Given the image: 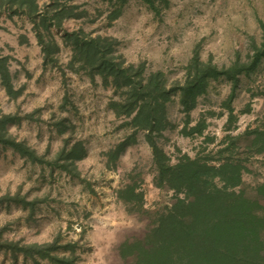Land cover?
<instances>
[{"label": "rangeland", "instance_id": "rangeland-1", "mask_svg": "<svg viewBox=\"0 0 264 264\" xmlns=\"http://www.w3.org/2000/svg\"><path fill=\"white\" fill-rule=\"evenodd\" d=\"M5 1L0 0V46L6 48L0 50L11 54L13 64L31 65L33 73L26 78L23 67L13 68L16 90L23 87L22 93L10 98L0 85V115L16 117L7 132L34 150L36 159L0 144L1 240L56 246L51 255L62 262L38 255L37 261L22 254L15 259L1 250L0 264H130L120 255L121 245L144 238L156 213L174 202V193L155 184L157 168L145 131L135 134L117 161L110 159V151L132 131L110 107L115 89L105 87L99 76L94 81L84 71L70 69L73 52L63 35L83 28L112 37L127 64L144 65L146 73L162 71L174 83L185 79L195 56L220 68L247 61L264 41V0H167L156 4L160 12L142 0H129L114 21L108 19L109 2L74 0L84 16L49 32L38 28L39 20L34 22L29 11ZM38 3L44 7L52 0ZM38 32L59 47L48 59ZM233 86L224 77L211 81L191 112L193 124L207 120L206 134L215 137L213 143L180 133L185 114L178 97L168 109L174 128L157 141L176 164L182 155L195 157L204 148V154L215 155L231 143L228 136L236 138L235 156L248 159L243 189L252 196L264 184V151L249 147L256 136L244 134L259 130L264 138V59ZM226 102L236 117L230 123ZM75 148L78 152L71 153ZM128 185L143 192V213L118 199V190Z\"/></svg>", "mask_w": 264, "mask_h": 264}, {"label": "trees", "instance_id": "trees-1", "mask_svg": "<svg viewBox=\"0 0 264 264\" xmlns=\"http://www.w3.org/2000/svg\"><path fill=\"white\" fill-rule=\"evenodd\" d=\"M73 1L52 0L44 7L39 6L38 0H6L5 3L11 8L18 6L20 10L29 11L34 22L39 20L38 28L42 26L49 32L51 27L62 29L68 19L84 16L85 12H77L80 7L72 4ZM102 1L111 4L108 19L114 21L121 16L129 0ZM142 1L159 12L156 4L167 3V0ZM262 26L264 28V23ZM38 38L46 59L57 53L59 47L56 42H46L39 32ZM62 39L73 52L69 63L72 71H84L94 81L99 76L105 87L115 89L116 98H112L110 107L118 118L126 119L124 125L132 131L110 151V159L117 161L120 153L135 141V134L145 131L157 168L155 184L174 193V202L156 213L144 238L121 245L122 259L126 263L132 260L130 264H264V184L255 187L252 196L246 194L243 175L248 171L244 163L248 159L235 156L236 138L228 136L231 143L220 148L215 155L211 151L204 154L207 151L204 148L195 157L182 155L176 164L171 163L170 156L157 141L167 130L174 128L168 109L169 104L178 97L182 113L185 114L180 133L186 137H201L204 143H213L215 137L206 134L209 126L207 120L200 118L193 124L191 112L196 109L199 98L207 93L211 81L224 77L233 82L235 89L240 75L255 71L264 59V41L260 46H254L247 61L236 60L228 67L220 68L211 61L204 62L195 56L187 66L185 79L169 83L162 71L146 73L144 65L127 64L123 56L117 54V41L112 37L94 36L80 28L65 32ZM9 61L10 56L0 53L3 83L10 96L17 98L21 89L15 90L11 84ZM226 105L231 113L230 123L236 117L229 102ZM15 120L12 114L0 115V144L35 161V151L7 132V125ZM262 135L259 130L244 134L246 138L256 136L249 147L253 145L252 149L257 148L258 153L264 151V148H258L260 143H264ZM76 152L77 148L71 153ZM117 194L127 208L143 213L144 194L138 192L136 186H125ZM1 239L0 232V251L12 253L15 259L20 254L26 260L35 259L38 255L43 259L62 262L59 257L51 255L56 246L21 244Z\"/></svg>", "mask_w": 264, "mask_h": 264}, {"label": "crops", "instance_id": "crops-1", "mask_svg": "<svg viewBox=\"0 0 264 264\" xmlns=\"http://www.w3.org/2000/svg\"><path fill=\"white\" fill-rule=\"evenodd\" d=\"M8 43V42H7ZM14 45V44H13ZM13 45L12 44H9V47L11 48V47H13ZM18 47L20 46V41H19V43H18V45H17ZM4 49V48H6L5 46H4V44H2V46H0V49ZM16 49H18V48H16ZM0 53L2 54V55H4V56H10L11 54H4L3 52H2V50H0ZM43 55H44V53H43ZM12 60H13V57L12 56H10V61H9V71H10V80H11V84L13 85V88L16 90V86H15V75H13V68H15L16 69V67H17V69L18 68H20V69H22V67L24 68V74H28V76L26 77V78H28V77H30V75H32V73H33V71L31 70V65L29 66V64H24L23 63V61H21L20 59V61H21V64H22V66H21V64H20V62L17 64V62L15 63V64H13V62H12ZM44 60V59H43ZM13 66V67H12ZM30 69V70H29ZM23 70V69H22ZM29 82V81H28ZM27 81L25 82V83H28ZM0 85H1V87H3L4 89H5V91L7 92L6 94H7V96L8 97H10V98H12L11 96H10V94L8 93V90H7V88H6V86L4 85V83H3V80H2V76L0 75ZM23 88V87H22ZM22 88H20L21 89V93H22ZM19 89V90H20Z\"/></svg>", "mask_w": 264, "mask_h": 264}]
</instances>
